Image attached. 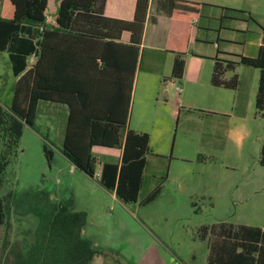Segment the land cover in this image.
Here are the masks:
<instances>
[{
  "label": "trees",
  "instance_id": "obj_1",
  "mask_svg": "<svg viewBox=\"0 0 264 264\" xmlns=\"http://www.w3.org/2000/svg\"><path fill=\"white\" fill-rule=\"evenodd\" d=\"M12 3L13 16L0 15V50L9 52L12 70L20 76L11 104L5 107L0 103V223L6 225L7 241L13 215H34L36 224L29 239L5 250L3 264H107L110 259L106 251L85 233L87 211L75 208L74 197L59 196L53 186L19 193L14 189L1 193V188L25 124L35 127L39 100L49 99L69 105L62 151L79 169L98 176L105 187L129 203L139 200L147 180L149 156L153 155V172L148 178L151 186L140 202L149 203L161 193L174 156L153 152L150 134L128 126L135 74L138 67L143 68L141 43L149 0L136 1L130 20L106 15V0H59L52 27L46 23L48 0ZM177 6L174 0L173 12ZM225 8L228 16L251 17L243 9ZM190 18L173 21L167 39V49L177 53L172 73L176 77L183 75L181 56L189 48ZM124 31L130 32L128 40L122 38ZM31 54L37 58L27 69ZM239 56L238 62L260 68L256 106L261 112L264 44L255 56ZM233 62L217 59L214 84L237 87V75L229 80L220 78ZM96 145L122 148L121 161H104L97 172ZM44 151L50 165L54 151L46 142ZM198 158L204 159L202 154ZM260 163L264 164V144ZM209 229L210 264H264V231L260 227L221 220L202 224L198 236L205 238Z\"/></svg>",
  "mask_w": 264,
  "mask_h": 264
},
{
  "label": "rangeland",
  "instance_id": "obj_2",
  "mask_svg": "<svg viewBox=\"0 0 264 264\" xmlns=\"http://www.w3.org/2000/svg\"><path fill=\"white\" fill-rule=\"evenodd\" d=\"M3 1L10 5L9 0ZM53 2L49 0L47 11L50 13L56 12ZM199 59L202 63H211L208 58ZM146 61L147 57L134 84L129 121L134 126L143 111L152 115L156 120L153 124L156 127L161 124L167 132L169 151L164 154L174 149V161H178L175 163L178 166L174 165L161 193L154 200L146 204L140 202L151 186L148 178L153 172L155 156H149L147 180L139 200L125 203L110 192L105 194V188L95 184L86 176L88 173L77 168L75 173L70 172L71 161L58 149L61 145V117L55 122L58 123L57 129L50 131L48 113L40 116L37 127L25 124L19 148L7 166L1 193L9 189L19 193L38 186H53L59 196L74 197L76 206L87 211L85 233L106 251L110 259L107 264H205L208 240L197 235L200 225L222 219L235 221L256 214L253 206L255 191L251 183L256 177L264 176V166L259 163L260 151L251 145V141L256 137L264 140V115L256 116L250 112L244 118L237 103L233 105L230 117L210 113L205 111L208 107H201L209 106L204 98L196 101L197 105L183 106L181 103L183 107L176 115V97L183 93L178 91L179 81H165L158 73L147 74L144 70ZM143 75L156 77L157 85L151 96L141 81ZM0 77V103L7 107L12 102L13 72L6 51L0 52ZM193 80L190 71L188 82ZM207 85L211 86L208 77ZM200 86L205 87L203 83ZM238 94L240 96V92ZM200 95L204 97V89ZM227 121L236 129L247 121L254 134L243 144L235 138H227L224 134ZM44 142L54 151L50 165ZM163 146L161 150H165ZM94 152L98 156V169L104 160H118L120 155L118 147L96 146ZM199 154L203 155V160H199ZM35 224L34 215H13L7 241L6 225L0 223V264H3L5 250L18 247L29 239Z\"/></svg>",
  "mask_w": 264,
  "mask_h": 264
},
{
  "label": "crops",
  "instance_id": "obj_3",
  "mask_svg": "<svg viewBox=\"0 0 264 264\" xmlns=\"http://www.w3.org/2000/svg\"><path fill=\"white\" fill-rule=\"evenodd\" d=\"M9 1L10 5L7 6L3 0H0L1 16H13L14 4L12 3V0ZM136 1L137 0H106L105 14L112 17L130 20L135 14ZM173 1L174 0H149L143 39L141 43V52L142 61L147 57V63L145 64L146 68L144 69L147 74H161L165 81L177 80L182 86V90L180 91H183V93L180 96L179 93L177 94L174 113L177 115L184 105H197L195 102L199 101L201 98H204L209 103V106L201 107H208L205 109V111L210 113H217L225 115L226 117H230V111L234 109L233 105L237 103V107L240 105L242 108V112L240 113L244 116V118H247L249 115L248 113L250 112H253L256 116L259 114L264 115V109L259 112L256 106L260 68L238 62L240 58L239 55L255 56L258 53L260 46L264 44V0H175L178 2L176 12L172 11ZM58 5L59 0H54L52 6L56 7V12L50 13L47 11L49 6L48 0L46 9L47 27H52L55 24ZM225 7L243 9L248 11L251 14V17L246 18L244 16H228L226 14L227 10ZM193 14L197 16H194ZM189 18V48L187 52L181 56L184 60L183 75L182 77H176L173 76L172 73L174 62L177 58V53L167 49V39L173 21H187ZM42 28L43 26L39 27L40 30H42ZM129 35V31H124L122 33V38L124 40H128ZM2 51H6L8 53L10 61L9 52L7 50H0V52ZM36 58L37 57L35 54L29 55L27 69L35 62ZM199 58H208L211 60V63H202L199 61ZM217 59L220 62H222L224 59L234 61L231 67L225 68L223 70L220 78L229 80L233 76L237 75L239 80L237 87H227L213 83L212 77ZM223 63V65H225L226 61ZM165 69L167 71L166 74ZM140 70H142V68L138 67L135 74L134 84L138 79ZM190 71H192L194 75V80L191 83L188 82ZM19 76L20 74L16 75L13 72V79L11 81L12 98L14 95V86ZM149 76L150 75H143L141 77V81L147 86L146 92L149 96H151L154 92V87L157 85V81L156 77ZM207 77L211 86H206ZM201 79H203V82H201ZM201 83L205 85L203 88L204 97H201L200 95L201 92L203 93V89L200 86ZM239 92L240 96H238ZM181 103L183 106H181ZM43 113H48L49 118H51L47 124V127L50 131L52 129H57L58 123L56 125L55 122H57L58 117H61V145L58 147V149L62 155L71 161L70 172L75 173V168H79L62 151L63 139L69 113V105L65 102L40 99L37 107L35 127L38 126L37 120ZM153 123H156V120H153V116L146 114V111H143L142 117L137 120L136 124L133 126L132 122L129 121L128 126L137 131L148 132L150 134V146L152 151L164 154L166 151H169V142L166 134L167 132L165 129H163V127H161V124L159 127H156ZM224 134L227 138H235L243 144L247 137L249 138L254 134V131L248 125L247 121L243 122V125L240 129L230 126L229 122L227 121L226 127L224 128ZM162 144H164L163 147L165 150L160 149ZM263 144L264 140H259L257 137L252 138L251 145L255 146L257 151H260V154ZM96 146L93 147V152ZM119 150L120 155L118 160H112L109 158L104 161L120 162L122 157V148L119 147ZM173 150L174 149L170 150L169 153L172 152L173 154ZM95 155L97 156V154ZM174 157L170 162L169 175L171 174L174 165L178 166V164H175L178 161H174ZM261 165L264 166V164ZM99 171L100 169L97 168V172ZM82 172L85 171L82 170ZM86 176H88L91 180H94V182H96L95 184L103 186L102 188H105V194L110 192L112 196L119 198L115 191L109 190L101 183L98 176H91L90 174H87ZM251 184H253V189L255 191V202L253 206H255L254 208L256 214L247 218H238L235 221L229 222L235 225L246 224L257 226L264 231V176L261 178L256 177ZM74 206L79 210V208L76 206V200ZM211 235L212 233L209 229L207 236L202 238L204 240H208V248L204 255L205 264H210L209 258L212 252Z\"/></svg>",
  "mask_w": 264,
  "mask_h": 264
},
{
  "label": "built area",
  "instance_id": "obj_4",
  "mask_svg": "<svg viewBox=\"0 0 264 264\" xmlns=\"http://www.w3.org/2000/svg\"><path fill=\"white\" fill-rule=\"evenodd\" d=\"M177 88L179 91L182 90V86L180 84H178Z\"/></svg>",
  "mask_w": 264,
  "mask_h": 264
}]
</instances>
